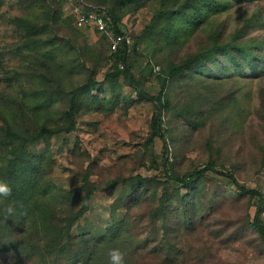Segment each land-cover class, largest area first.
<instances>
[{"label": "rangeland", "instance_id": "374dc122", "mask_svg": "<svg viewBox=\"0 0 264 264\" xmlns=\"http://www.w3.org/2000/svg\"><path fill=\"white\" fill-rule=\"evenodd\" d=\"M62 1L61 19L45 30L40 29L43 42L30 49L26 47L25 30L18 28L14 21L18 17H29L33 23L41 24L46 6L55 10V1L41 0L34 3L33 0H0V125H4L7 120L12 121L22 111L29 113L35 124L53 121L50 126H55L61 123L73 89L84 87L92 76L99 83L90 91L91 98L87 97L85 90L81 107V99L77 101L76 128L26 144L29 152L42 156L46 161V180L60 187H78L83 183L82 173L90 162L97 165L90 176L95 182L100 181L99 171H110L114 176L116 171H129L136 167V173L159 174L160 171L155 167L156 164L152 166L149 152L146 151L155 105L137 96L136 89L130 85L125 74H120L115 80L101 82L112 63L109 47L111 34L100 32L93 24L78 26L74 19L71 24L76 28V33L64 20L71 14L69 7L73 4L82 5L94 16L98 10H107L108 1L103 4L101 0ZM160 1H128V8H133L123 14L121 22L132 42L133 36L151 23ZM213 2L211 0V5ZM195 8L187 7L186 12L201 14V19H207L198 28L192 25V33L181 37L179 46L172 49L165 42L164 48H160L162 43L158 34L154 35L155 39L148 50H144L146 44L143 42L139 45V53L135 52L131 56V72L140 87L150 95L158 94L162 78L167 75L163 71L169 69L165 58L168 56L170 60L178 62L187 57L185 55L189 52L197 51L200 38L216 30L218 22L224 21L225 31L231 32L245 17L260 13L259 23L251 26L248 34L264 37V0L232 1L228 8L220 10L218 14L204 9L197 11ZM48 39L53 42H47ZM76 46L82 51L81 54L72 49H77ZM34 51L55 59L58 65L53 70L54 74L41 77L36 68L43 67L45 70L47 67L40 61L35 62ZM211 66L215 70L206 69L200 74L185 71L179 77H170L167 81L164 93L172 101V107L163 110L162 117L170 146L168 155L181 172L214 157V160L223 162L226 169L232 170L243 185L264 192V165L259 168L263 158L261 148L264 147V95L260 94L264 86V71L257 70L254 73L246 67L221 72L219 69L222 66L218 62ZM206 85L208 94L213 90V95H203ZM230 89L235 91V95H230ZM80 93L81 90H78L77 94ZM48 100L51 106L37 107ZM186 109H190L193 115L185 117L183 112ZM202 109L203 113L199 112ZM255 133L257 136L253 138ZM209 143L214 145V150L208 149ZM143 159L147 166L139 165ZM233 189L228 177L213 172L204 177L193 191L180 186L182 195L193 198L192 214H203L205 217L216 214L222 219L215 229L218 235H213L212 239L209 236L202 239L198 232L192 233L186 243V254L182 257L188 259L192 255L194 258L202 255L203 264H264V244L251 243L252 234L244 229L247 226V213L240 212L236 222L230 221L231 215L235 214L234 204L231 203ZM254 201L251 200L249 206L251 218L255 213ZM244 202H247L246 198L241 199V205ZM111 204L112 198L106 192L96 191L90 208L72 227V233H78L82 227L92 230L96 236L103 235L112 222ZM125 214L124 208L118 210L119 218ZM183 219L186 221V216L183 215ZM186 227L192 229L189 223H186ZM201 243L202 247L208 246L205 253L198 250V247L201 250ZM193 244L194 250L191 249ZM2 245L3 241L0 246V264L37 263L32 252L21 255ZM170 255L175 254L172 252Z\"/></svg>", "mask_w": 264, "mask_h": 264}, {"label": "trees", "instance_id": "16d2710c", "mask_svg": "<svg viewBox=\"0 0 264 264\" xmlns=\"http://www.w3.org/2000/svg\"><path fill=\"white\" fill-rule=\"evenodd\" d=\"M33 1L35 3L41 0ZM54 1L55 10L46 6L44 21L41 24L33 23L29 17H18L14 21L18 28H23L26 32V47L30 49L38 47L40 42H43L40 38V29L45 30L61 19L63 1ZM85 1L89 2V0ZM105 1H108L106 12L112 22L109 27L115 34H126L121 19L123 14L133 8L132 6L128 8V1L133 0H101L100 2L103 4ZM196 1L161 0L151 23L134 35L135 37L133 36L132 44L121 42L117 50L112 53L110 57L112 63L106 77L101 81L104 83L111 79L115 80L120 74H125L130 85L136 89L137 96L155 105L146 151L149 152L152 166L156 164L155 167L160 173L154 175L136 173V167L129 171H116L117 174L114 176L110 171H107L108 173L99 171L100 181L95 182L90 176L97 165L95 162H90L82 173L83 183L78 187H60L55 182L46 180V161L42 156L29 152L26 144L42 137L48 139L56 133L70 132L76 128L77 101L81 99V107L82 94L86 90L87 97L91 98L90 91L99 83L91 76L84 87L78 86L73 89L61 123L55 126H50L53 121H44L43 125L35 124L34 118L26 111H22L19 115L15 114L12 121L7 120L4 125H0V180L9 183L12 188L11 196L4 204H0V207L13 202L18 209L15 216L0 215V246L3 241L2 247L11 248L21 255L32 252L37 260L36 264H105L106 250L116 245L126 250L127 264H203L204 261L200 258L202 255L197 254L199 256L197 258L192 255L193 258L188 259L182 257L186 254L188 238L192 233L198 232L202 239L205 236L212 239L213 235H218L215 229L222 219L216 217V214L208 217L203 214L200 216L192 214L193 198L190 195H182L180 186L193 191L210 172L228 177L234 186L231 203L234 204L235 214L231 215L230 221L236 222L240 212L247 213V226L244 229L252 234L251 243L264 244V192L243 185L232 170L226 169L225 164L214 160V157L205 159L203 163L186 172L179 171L168 155L170 146L162 117L163 110L172 107V101L164 93L170 77H179L185 71L200 74L206 69L215 70L211 66L215 62L221 64L222 68L219 69L221 72L231 68L246 67L254 73L257 70L264 71V37L248 34L250 27L259 23L262 14L254 13L250 17H245L243 22L231 32H226L224 21H220L216 25V30L200 38L197 51L189 52L190 54L185 55L187 57L178 62L170 60L167 56L165 64L169 65V69L167 71L163 69L167 75L162 78V86L157 95H150L143 90L135 80L134 73L131 72V56L138 52L141 43L145 42L144 50H148L155 39L154 35L159 34L162 43L160 48H164L166 42L169 47L175 49L177 45L179 46L181 37L192 33V25L198 28L206 21V17L201 19V14L187 13V7H196L197 11L204 9L209 13L218 14L220 10L228 8L229 2L236 0H214L212 5L211 0H201L199 4ZM194 4L199 6H193ZM64 20L67 21V26L73 27L77 33L76 28L71 24L74 16L70 14ZM46 41L53 42L52 39ZM72 49L78 54L82 53L79 47ZM33 55L35 62L40 61L47 67L45 70L43 67L36 68L41 77L54 74L53 70L58 64L53 57L40 51H34ZM120 64H123L122 68ZM206 88L207 85L203 88V95L214 94L213 90L208 94ZM78 90H81L80 94H77ZM234 92L230 89V95H235ZM260 94L264 95V86L261 87ZM42 105L51 106L49 100L44 104H38L37 107ZM196 112L203 113V109ZM184 113L185 117L193 115L190 109L184 110ZM256 136L255 133L253 138ZM207 147L210 151L214 150V145L211 143ZM261 149L263 158L259 168L264 165V147ZM139 165L147 166L144 159L140 160ZM159 188H161L160 193ZM96 191L106 192L112 198V222L101 236H96L92 230L82 227L79 228L78 233L73 234L72 227L90 208V202ZM242 198L247 199L243 205H241ZM251 200H255L253 219L249 214ZM121 208L126 210L123 218L118 216V210ZM183 215L186 216V221ZM186 223H189L192 229L188 230ZM202 243L201 250L200 247L198 250L205 253L208 246L203 244L202 247ZM194 248L195 244L191 246V249ZM172 252L175 255H170Z\"/></svg>", "mask_w": 264, "mask_h": 264}, {"label": "built area", "instance_id": "2783aa9c", "mask_svg": "<svg viewBox=\"0 0 264 264\" xmlns=\"http://www.w3.org/2000/svg\"><path fill=\"white\" fill-rule=\"evenodd\" d=\"M71 14L74 16L75 22L78 26H88L95 25V27L100 32H105L108 35L111 34L110 37V51L113 53L117 50L121 42L126 44L132 43V38L127 33L126 34H115L113 30L109 27L112 25L111 18L107 14L106 10H98L95 12V15H90L82 5L73 4L69 7ZM92 21V22H90ZM120 67H123V64H120Z\"/></svg>", "mask_w": 264, "mask_h": 264}, {"label": "clouds", "instance_id": "9594fccd", "mask_svg": "<svg viewBox=\"0 0 264 264\" xmlns=\"http://www.w3.org/2000/svg\"><path fill=\"white\" fill-rule=\"evenodd\" d=\"M11 194L12 188L9 183L0 180V204H4ZM17 212L18 209L13 202H9L6 206L0 207V215H4L5 217L15 216ZM126 255V250L119 245L109 247L106 250L105 264H127Z\"/></svg>", "mask_w": 264, "mask_h": 264}]
</instances>
